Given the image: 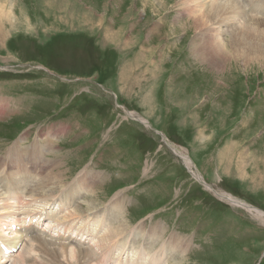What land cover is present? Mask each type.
Segmentation results:
<instances>
[{
    "label": "rangeland",
    "instance_id": "1",
    "mask_svg": "<svg viewBox=\"0 0 264 264\" xmlns=\"http://www.w3.org/2000/svg\"><path fill=\"white\" fill-rule=\"evenodd\" d=\"M182 1L0 0V160L13 145L27 151L49 137L44 156L59 163L47 182L63 186L47 205L31 201L23 184L14 189L6 179L14 170L1 165L0 214L14 211L17 220L2 223V237L33 226L46 240L69 243L67 252L87 249L96 240L86 235L99 228L62 218L91 196L93 216L106 218L115 199L143 241L161 233L160 243L189 244L183 256L163 253L158 264H264V61L218 59L215 69L197 62ZM241 23H232L234 32L221 27L215 40L234 39L235 49L264 57V24L249 25L256 34L246 35ZM129 63L132 72L120 79ZM40 167L36 161L29 193L50 172ZM86 176L73 200L59 198ZM23 244L4 264H22Z\"/></svg>",
    "mask_w": 264,
    "mask_h": 264
},
{
    "label": "bare ground",
    "instance_id": "2",
    "mask_svg": "<svg viewBox=\"0 0 264 264\" xmlns=\"http://www.w3.org/2000/svg\"><path fill=\"white\" fill-rule=\"evenodd\" d=\"M179 8L181 9L183 15L189 17V20L191 22L190 26L195 31V37L198 41L195 44H197L196 46L198 47L192 46V57L197 62H200L202 64L206 63L207 65H210L215 69V62L218 59L222 60L225 64L231 63L232 60L238 59L244 60L245 63L247 62V64L249 65L255 64V62L259 63L258 61H264V57H260L263 56V50L258 49V52L251 53V50L235 49L236 44L234 39H232V41H229L230 43L234 44V46L232 47L229 42L223 43L221 42L222 40H215L216 36L221 35L220 33H217L216 35L214 34V32H217L221 27H223V30L224 28L231 29L232 23H240L241 21V30L243 29V32L246 35H255L256 31H254L252 28H249V25L264 24V18H262L264 17V0H183ZM257 11V16H261V19L254 18L255 16L249 15V13ZM234 30L232 31L234 32ZM133 63L136 64V62ZM124 64L125 63H123V65ZM130 64L131 63L127 64L122 68V70H120L122 71L120 72V79L123 74H127L131 71L132 66ZM177 84L179 85V83ZM141 121L143 123H146L143 119H141ZM44 142L45 145H38V143L35 142L31 146L26 147L27 151H25L23 147L18 146V144L13 145L10 149H8V151L4 155L5 157L2 156L3 159L0 160V166H5L7 163L9 164V166L7 165V167H9L8 169H10V172L14 170L11 172V175H9L8 173V178H6L7 180H11L14 189L23 187V189H20L24 191L23 195L26 194V197H28V199V194H30L31 201H40V199H43V201H45V205H47L49 204L48 202L55 197L54 193H58L59 191H61V188L63 186L61 187L58 182L56 184H49L47 182L48 178H50L52 174L54 165L58 164L59 160L47 159V156H44L45 149H47L51 144L50 138L45 137ZM174 151L182 158V161L187 169L190 168L191 171L192 164L189 158L180 151H176L175 149ZM51 153L52 151H50V154ZM23 155L25 159L27 158V160L22 158ZM36 161H40L41 167L39 168V171L41 170V168L45 169L48 164L47 170H49L50 172H48V174H45V176L43 177L44 181L42 180V183H34L35 186H32V189L29 193V190L26 187V183L32 174V168L36 166ZM4 171L5 170H1V173ZM191 172L192 176L198 182H201V177L193 171ZM87 179L88 178L86 176L82 178L80 182L74 184L76 186L63 190L62 193L58 194L59 198L64 201L73 200L74 197H76L80 192L79 189L83 188V185ZM20 184L23 185L19 187L18 185ZM204 187L209 191H212L219 199L224 200L225 202L233 206L242 207L261 217L262 213L257 211L256 209H251L244 203L238 202L236 199L232 198L229 195L216 193L206 184H204ZM17 196H20V194L18 193ZM0 200L2 199L0 198ZM114 201L115 199L112 202L114 204H110L108 206L109 213H107L106 218L104 219L103 217H101V215H92V212L96 207L95 202L91 196L87 198L84 209H81V207L77 208L78 210H75L73 213H69L66 217L62 218L65 221L69 219L82 220L84 223H86L88 220H91L93 222V225H95V233L96 229L99 228L96 234L93 235L92 233H90L86 235L87 239L94 236V239L96 240L92 245H90L89 248L84 249L80 246H77V248L75 247L76 249L74 248L71 251L68 250L69 252L66 251L67 245H70L69 243L58 245L53 243L51 240H46L44 237H42L43 233L40 234L38 231L34 230L33 226L23 229L20 235L13 233L15 234L14 236L12 234V237L9 236L10 238L5 239L1 236L3 235L2 229L5 225L2 223L9 219L11 227H13L16 225L17 220L13 216L14 211H7V213L0 214V264L6 263L8 261L6 259L11 258L10 256H7L4 251L10 252V250L15 249L19 243H24L23 252L27 249L25 256H21L22 261H20L22 262V264H54L55 262H58L60 264V261L63 262V260L67 264H158V262H161V256L163 253L171 256V259H173L174 253H180L181 256L184 255L185 250L189 247V244L187 247V242H185V240L182 238H178L175 243H160V241L162 240V238L159 237L161 233L157 234L159 228L154 229V233L157 234V237L155 236V239L153 238V240L148 239L143 241V236L137 235L138 233H140V230L138 232H135V230L132 231V229L129 228L126 220L121 215L118 203ZM35 216H37V214H35ZM49 219L55 221L58 224H61L60 221H62V219L59 220L60 218L56 219L50 217ZM100 227L102 228L100 229ZM172 241L175 240L173 239ZM67 242H69V240H67ZM91 242L93 241L91 240ZM174 247H176V249H174ZM37 260L39 263L37 262ZM16 263L17 261L13 260V264Z\"/></svg>",
    "mask_w": 264,
    "mask_h": 264
}]
</instances>
